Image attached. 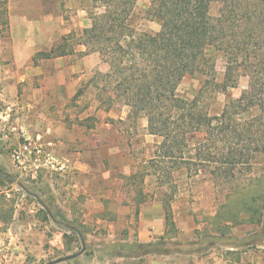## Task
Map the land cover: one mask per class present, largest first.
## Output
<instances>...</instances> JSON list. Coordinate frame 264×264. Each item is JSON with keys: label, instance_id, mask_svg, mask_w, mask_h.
<instances>
[{"label": "trees", "instance_id": "16d2710c", "mask_svg": "<svg viewBox=\"0 0 264 264\" xmlns=\"http://www.w3.org/2000/svg\"><path fill=\"white\" fill-rule=\"evenodd\" d=\"M91 1V25L81 31L79 44L109 64L102 88L107 108L120 100L129 107L128 119L145 117L148 133L161 138L127 184L142 185L155 176L159 187L178 191L181 174L209 172L213 185L223 177L231 182L214 230L225 235L229 223L264 227V178L249 177L242 189L234 184L237 173L253 174L256 156L264 154V0H151L147 15L160 20L161 28L143 33L132 24L137 0ZM214 2L220 4L217 14L212 13ZM10 26L9 0H0V35L9 37ZM66 39L37 52L35 62L72 53ZM218 56L227 61L221 81L216 78ZM188 75L202 79L190 97L179 93ZM243 77L248 85L241 94L228 96L221 111L212 113L210 99L228 95ZM160 189L167 230L175 232L173 194ZM142 190L137 189L139 205L146 200ZM65 240L76 238L65 235ZM163 245L139 247L143 253H164Z\"/></svg>", "mask_w": 264, "mask_h": 264}, {"label": "rangeland", "instance_id": "374dc122", "mask_svg": "<svg viewBox=\"0 0 264 264\" xmlns=\"http://www.w3.org/2000/svg\"><path fill=\"white\" fill-rule=\"evenodd\" d=\"M150 2L151 0H137L132 24L139 33L156 32L161 28L160 20L147 15ZM219 7L220 4L214 2L212 13L217 14ZM9 8L22 31L29 29L33 32L42 29L48 31L54 25L57 36H60L58 42L62 41L61 37L67 36L66 42L74 54L82 57L85 53H95L97 66L90 79L87 78L90 86L82 85L76 97L82 106L90 99L95 100L91 102V115L87 120L92 122L94 119L97 123L98 150L113 151L106 159L101 158L111 169L112 181L109 182L114 187L112 195L128 199L133 205L125 214L120 212L118 205L106 204L104 211L100 213L116 218L114 222L112 220L109 223L112 225L113 234L109 236L106 232L108 227L99 226L96 221L88 224L90 236L84 241L86 249L77 257L58 261L79 252L83 247L81 240L67 242L63 248L56 246L48 254L42 250L19 254L0 249V264H264V227L229 223L230 227L225 235L213 228L219 204L224 201L225 194L231 189V182L224 177L219 184L213 185L209 172L200 171L194 175L193 171L190 176L187 173L181 174L178 191H173L167 185L159 187L155 176H148L142 185L127 184L132 183L128 182L129 175L142 171L146 165L145 161L152 157L161 138L148 133L145 117H139L136 121L127 119L121 122L120 116L129 114V107L120 100H114L111 107L107 108L108 94L102 91V88L106 85L103 74L109 70V64L90 47L86 46L85 50H81L82 48L78 46L79 35L86 28L85 24L91 25L92 1L9 0ZM2 37L0 35V76L11 54L9 40ZM226 65V59L218 56L217 81L223 79ZM201 80L200 77L193 75L184 77L179 86V93L187 97L192 96L200 87ZM247 85L248 78L243 77L238 88L231 89L228 95L219 93L212 97L211 112L221 111L228 96L238 97ZM107 123L109 125H106ZM254 162L253 174L237 173L238 179H235L234 184L238 185V188L242 189L249 177L264 178V154L257 155ZM140 187L143 189V195H146V200L139 205L136 194ZM160 188L169 195L173 194L171 205L176 224L175 232L167 230L165 208L161 200L164 194ZM140 216L148 220L145 221L146 226L143 228L153 231L154 236L151 239L148 236L140 237L135 232L139 226ZM154 216L159 217L152 223ZM48 233L51 234L50 230ZM158 241L165 244L161 248L166 247L168 249L166 252L143 253V249L139 247L143 243ZM13 242L16 243L17 240Z\"/></svg>", "mask_w": 264, "mask_h": 264}, {"label": "crops", "instance_id": "0c3cea01", "mask_svg": "<svg viewBox=\"0 0 264 264\" xmlns=\"http://www.w3.org/2000/svg\"><path fill=\"white\" fill-rule=\"evenodd\" d=\"M10 25L9 37H2L9 40L11 54L0 76V110L12 105L13 123L27 138L41 141L66 159L69 169L67 173L46 170L39 175L23 172L9 151L23 139L10 130L6 136L0 123V249L19 254L42 250L48 254L56 246H65V235L75 237L74 242L85 241L90 236L88 224L95 221L108 227L106 232L111 236L114 231L109 223L116 218L100 212L106 204L114 203L127 214L133 202L112 195L111 169L101 158L106 159L113 151L98 150L97 123L87 120L95 100L82 106L76 97L82 85L90 86L87 78L96 69V55L79 57L72 52L35 62L37 52L58 43L56 27L22 31L11 11ZM78 46L86 48L84 44ZM127 119V113L120 116L121 122ZM145 221L138 217L135 232L151 239L153 231L144 230Z\"/></svg>", "mask_w": 264, "mask_h": 264}, {"label": "built area", "instance_id": "2783aa9c", "mask_svg": "<svg viewBox=\"0 0 264 264\" xmlns=\"http://www.w3.org/2000/svg\"><path fill=\"white\" fill-rule=\"evenodd\" d=\"M14 108L7 105L0 110L1 130L7 136L10 131H14L19 136V143L11 149V159L23 172L39 175L42 171L50 170L57 173H67L69 165L66 159L55 153L50 146L44 145L41 141L26 137V133L21 130L12 117Z\"/></svg>", "mask_w": 264, "mask_h": 264}, {"label": "water", "instance_id": "95a60500", "mask_svg": "<svg viewBox=\"0 0 264 264\" xmlns=\"http://www.w3.org/2000/svg\"><path fill=\"white\" fill-rule=\"evenodd\" d=\"M85 249H86V246H85V242L83 241V247L79 252L74 253L72 255L65 256V257L59 259L58 261L60 262V261L69 260L71 258L77 257V256L81 255L85 251ZM49 264H51V263H49Z\"/></svg>", "mask_w": 264, "mask_h": 264}]
</instances>
